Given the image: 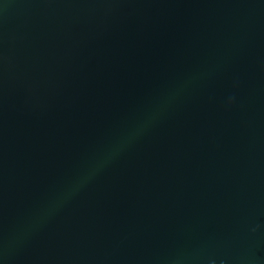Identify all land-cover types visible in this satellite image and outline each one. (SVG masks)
Instances as JSON below:
<instances>
[{
    "label": "water",
    "instance_id": "95a60500",
    "mask_svg": "<svg viewBox=\"0 0 264 264\" xmlns=\"http://www.w3.org/2000/svg\"><path fill=\"white\" fill-rule=\"evenodd\" d=\"M0 264H264V0H0Z\"/></svg>",
    "mask_w": 264,
    "mask_h": 264
}]
</instances>
